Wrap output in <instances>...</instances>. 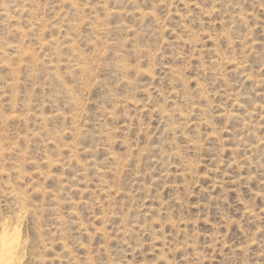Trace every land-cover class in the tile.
Segmentation results:
<instances>
[{"label": "rangeland", "instance_id": "1", "mask_svg": "<svg viewBox=\"0 0 264 264\" xmlns=\"http://www.w3.org/2000/svg\"><path fill=\"white\" fill-rule=\"evenodd\" d=\"M3 225L20 264H264V0H0Z\"/></svg>", "mask_w": 264, "mask_h": 264}, {"label": "bare ground", "instance_id": "2", "mask_svg": "<svg viewBox=\"0 0 264 264\" xmlns=\"http://www.w3.org/2000/svg\"><path fill=\"white\" fill-rule=\"evenodd\" d=\"M8 227H0V264H20V232L16 227Z\"/></svg>", "mask_w": 264, "mask_h": 264}]
</instances>
